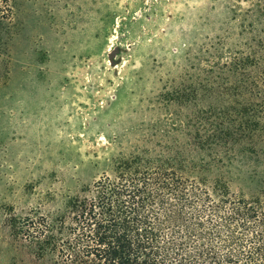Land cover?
<instances>
[{"label":"rangeland","instance_id":"374dc122","mask_svg":"<svg viewBox=\"0 0 264 264\" xmlns=\"http://www.w3.org/2000/svg\"><path fill=\"white\" fill-rule=\"evenodd\" d=\"M9 5L0 24V264H97L38 257L34 241L47 237L39 223L57 225L101 179L119 168L129 175V161H155L166 148L181 158L172 167L205 188L221 178L227 196L264 189V96L245 82L264 77V0ZM252 104L251 136L193 171L216 154L192 146L205 133L194 115L227 113L233 128Z\"/></svg>","mask_w":264,"mask_h":264},{"label":"trees","instance_id":"16d2710c","mask_svg":"<svg viewBox=\"0 0 264 264\" xmlns=\"http://www.w3.org/2000/svg\"><path fill=\"white\" fill-rule=\"evenodd\" d=\"M9 2L0 0V24L11 17ZM245 82L251 95L264 96V77ZM259 104L264 109V102ZM256 105L243 107L233 128L222 120L227 113L194 115L205 133L196 134L192 146L216 154L193 171L218 165L220 149L251 136L257 124L247 116ZM170 152L166 148L155 161L133 159L129 175L119 168L113 179H101L92 197L69 203L57 225L42 219L40 233L47 237L34 241L37 256L53 251L69 263L97 264H264V189L249 198L227 196L221 178L205 188L201 177L172 167L181 158Z\"/></svg>","mask_w":264,"mask_h":264}]
</instances>
